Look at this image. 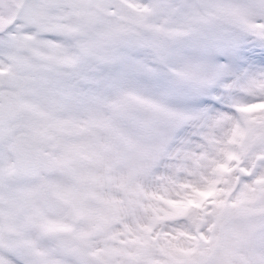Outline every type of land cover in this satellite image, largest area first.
<instances>
[{
    "label": "snow or ice",
    "instance_id": "6c2138e0",
    "mask_svg": "<svg viewBox=\"0 0 264 264\" xmlns=\"http://www.w3.org/2000/svg\"><path fill=\"white\" fill-rule=\"evenodd\" d=\"M0 264H264V0H0Z\"/></svg>",
    "mask_w": 264,
    "mask_h": 264
}]
</instances>
